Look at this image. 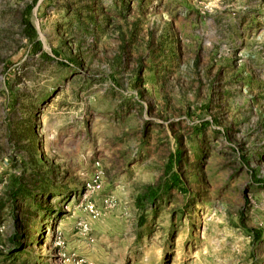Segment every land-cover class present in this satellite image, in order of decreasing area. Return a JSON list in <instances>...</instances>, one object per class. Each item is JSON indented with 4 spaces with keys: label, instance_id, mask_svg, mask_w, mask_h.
Segmentation results:
<instances>
[{
    "label": "rangeland",
    "instance_id": "rangeland-1",
    "mask_svg": "<svg viewBox=\"0 0 264 264\" xmlns=\"http://www.w3.org/2000/svg\"><path fill=\"white\" fill-rule=\"evenodd\" d=\"M31 4L0 0V264H264V0H38L39 51Z\"/></svg>",
    "mask_w": 264,
    "mask_h": 264
},
{
    "label": "trees",
    "instance_id": "trees-1",
    "mask_svg": "<svg viewBox=\"0 0 264 264\" xmlns=\"http://www.w3.org/2000/svg\"><path fill=\"white\" fill-rule=\"evenodd\" d=\"M37 1L38 0H33V4L29 5L26 8V11L24 12V16H23V22L25 24V33L28 36V38L32 41V49L39 51L42 49V44H41V41L39 39H37V30L29 18V13L33 8L34 3H36ZM180 181H181L180 178L176 177L174 180H172V182L169 183V187L177 185V184L179 185ZM22 190H23L22 188L21 189L18 188V190L15 191L16 196L22 195L23 194ZM148 195L150 197L153 196V198H156L157 192L153 188H149ZM15 219H17V215H16ZM15 247H20V245H16V243H15Z\"/></svg>",
    "mask_w": 264,
    "mask_h": 264
}]
</instances>
